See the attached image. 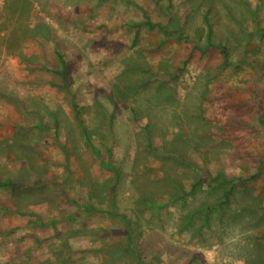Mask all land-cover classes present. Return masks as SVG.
Returning <instances> with one entry per match:
<instances>
[{"label":"rangeland","instance_id":"rangeland-1","mask_svg":"<svg viewBox=\"0 0 264 264\" xmlns=\"http://www.w3.org/2000/svg\"><path fill=\"white\" fill-rule=\"evenodd\" d=\"M261 119L264 0H0V264H264Z\"/></svg>","mask_w":264,"mask_h":264},{"label":"trees","instance_id":"trees-1","mask_svg":"<svg viewBox=\"0 0 264 264\" xmlns=\"http://www.w3.org/2000/svg\"><path fill=\"white\" fill-rule=\"evenodd\" d=\"M148 26L150 29H154L156 27H162V24L161 22H151V21H148ZM128 25H131L133 27H137L138 29L142 26V23L141 22H134V21H131V20H128ZM196 35L198 37H201L203 35V32H202V29H199L197 32H196ZM185 38H188V36H185ZM208 46L204 49V52H207L208 50L210 49H217V48H222V52L225 56V61L227 62V64H231V62L229 61V53L227 51V49L225 47H223L221 44H214L212 41H211V35L209 34L208 35ZM4 125H10V124H4ZM12 126H15L14 124ZM261 127L264 129V119H261ZM170 153V152H169ZM175 155L173 152L171 153V155ZM17 183V181L15 180H11V179H7V180H0V187H5V186H12V185H15ZM32 183V185H36L37 182H30ZM98 210V209H97ZM130 242H132V239H130Z\"/></svg>","mask_w":264,"mask_h":264}]
</instances>
